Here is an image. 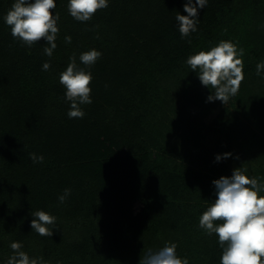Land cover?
<instances>
[{"label": "trees", "instance_id": "trees-1", "mask_svg": "<svg viewBox=\"0 0 264 264\" xmlns=\"http://www.w3.org/2000/svg\"><path fill=\"white\" fill-rule=\"evenodd\" d=\"M14 2L0 0V264L13 241L46 264H139L166 243L189 264H220L218 237L199 218L216 199L212 182L233 172L217 155L203 156L182 126V103L197 108L210 91L186 61L221 40L244 49L239 90L256 85L258 95L230 141L242 157H263L264 71L258 76L256 65L264 62V31L235 0H208L197 31L184 38L175 17L187 15V0H108L86 22L69 14L68 0H55L59 33L49 58L46 41L29 48L13 39L4 16ZM92 49L102 56L88 67L79 57ZM73 54L93 77L82 119L68 117L59 83ZM178 130L185 150L168 143ZM37 210L56 217L52 237L32 230Z\"/></svg>", "mask_w": 264, "mask_h": 264}, {"label": "clouds", "instance_id": "clouds-1", "mask_svg": "<svg viewBox=\"0 0 264 264\" xmlns=\"http://www.w3.org/2000/svg\"><path fill=\"white\" fill-rule=\"evenodd\" d=\"M208 0H187L184 11L187 15L177 13L175 20L179 23V33L182 38L197 31L198 8L206 7ZM108 7V0H68L69 14L79 22L92 19L98 10ZM56 8L55 0H15L4 16L6 25L11 30L13 39L31 48L41 40L46 41L44 54L52 57L56 49V38L59 33L57 21L59 15H53ZM99 37L97 36V39ZM65 43H71V37H65ZM244 49L238 48L231 41L221 40L207 51H198L187 58V65L196 72L201 84L212 92L208 100H219L227 104L235 96L244 80L243 60ZM102 53L92 49L82 53L80 61L88 67L94 65ZM44 71L50 69V63L42 65ZM264 71V62L256 65V74ZM92 74L78 67L76 56L70 57V63L59 76V83L66 89L65 98L70 102L67 115L70 119H82L86 113L80 107L92 103ZM231 153H225L228 158ZM33 163H43L44 156L29 154ZM222 157L216 156L220 161ZM247 169L236 168L231 177L222 176L212 183L215 186L216 199L207 207L199 218V228L205 234L218 237L222 249L220 264H264V183L256 177L246 175ZM71 195V189H64L58 197L63 204ZM31 228L41 236L53 235L56 217L43 211L31 212ZM23 245L13 241L10 248L13 254L6 264H46L43 257L30 258L22 251ZM177 245L166 243L157 251L148 250L139 264H189L187 258L176 254Z\"/></svg>", "mask_w": 264, "mask_h": 264}, {"label": "rangeland", "instance_id": "rangeland-1", "mask_svg": "<svg viewBox=\"0 0 264 264\" xmlns=\"http://www.w3.org/2000/svg\"><path fill=\"white\" fill-rule=\"evenodd\" d=\"M235 3L243 8L244 14L249 15L257 31H264V0H235ZM257 89L254 85L248 88L246 93L239 90L227 104L219 100L209 101L208 97L212 94L210 90L204 102L197 108L183 103L181 106L186 110L182 126L188 131L190 141H195L198 147L202 148L203 156L207 153L220 155L224 166L232 172L241 167L247 169L246 175L250 178L258 179L261 174L264 175V156L242 157L239 155L238 148L233 147L230 141L231 135H234L240 126L243 128L247 124L246 110L254 97L258 95ZM175 133L176 135L173 136ZM175 133L168 143L177 146L180 150H185L182 144L185 138L181 137L179 130ZM160 136L163 135L160 134ZM225 153H231V155L225 159L223 158ZM260 182L264 183V178ZM142 208L141 202L135 203L134 213H139Z\"/></svg>", "mask_w": 264, "mask_h": 264}]
</instances>
